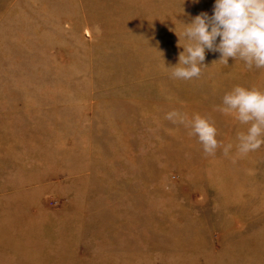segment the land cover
Returning a JSON list of instances; mask_svg holds the SVG:
<instances>
[{
	"label": "rangeland",
	"instance_id": "rangeland-1",
	"mask_svg": "<svg viewBox=\"0 0 264 264\" xmlns=\"http://www.w3.org/2000/svg\"><path fill=\"white\" fill-rule=\"evenodd\" d=\"M213 5L0 0V264H264V144L238 153L219 110L264 69L167 67ZM172 110L215 124L214 154Z\"/></svg>",
	"mask_w": 264,
	"mask_h": 264
},
{
	"label": "clouds",
	"instance_id": "clouds-1",
	"mask_svg": "<svg viewBox=\"0 0 264 264\" xmlns=\"http://www.w3.org/2000/svg\"><path fill=\"white\" fill-rule=\"evenodd\" d=\"M176 34L180 41V34ZM183 37L186 43L178 41L183 50L177 63L167 66L174 79L198 78L207 66L206 52L219 53L218 60L226 64L229 58H234L249 68L264 69V0H214L211 15L201 12L184 23ZM219 110L234 114L240 124L247 126L246 131L238 133V153L247 154L264 144V88L237 84L223 95ZM165 118L190 128V134L198 138L204 153L214 154L221 146L218 130L206 116L194 114L188 119L172 110ZM232 147L231 143L224 146L225 154Z\"/></svg>",
	"mask_w": 264,
	"mask_h": 264
}]
</instances>
